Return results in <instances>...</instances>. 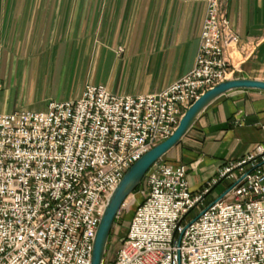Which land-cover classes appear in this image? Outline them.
Listing matches in <instances>:
<instances>
[{"label": "built area", "instance_id": "1", "mask_svg": "<svg viewBox=\"0 0 264 264\" xmlns=\"http://www.w3.org/2000/svg\"><path fill=\"white\" fill-rule=\"evenodd\" d=\"M241 53L226 10L208 0L195 67L161 91L118 95L89 84L47 111L0 115V264H91L106 203L127 170L230 79ZM226 177L232 186L201 209ZM145 181L148 193L106 264H264V145L198 194L183 163L161 159Z\"/></svg>", "mask_w": 264, "mask_h": 264}, {"label": "crops", "instance_id": "2", "mask_svg": "<svg viewBox=\"0 0 264 264\" xmlns=\"http://www.w3.org/2000/svg\"><path fill=\"white\" fill-rule=\"evenodd\" d=\"M218 1L241 38L231 77L264 80V0ZM207 6L208 0H0V115L79 99L89 84L118 95L161 91L195 67ZM258 145L264 91L235 90L212 102L162 160H184L198 194ZM233 183L221 178L203 207Z\"/></svg>", "mask_w": 264, "mask_h": 264}, {"label": "water", "instance_id": "3", "mask_svg": "<svg viewBox=\"0 0 264 264\" xmlns=\"http://www.w3.org/2000/svg\"><path fill=\"white\" fill-rule=\"evenodd\" d=\"M235 90L264 91V80L242 77L230 78L207 90L186 110L174 133L144 153L127 170L106 203L93 243L91 264H106L114 223L127 199L142 184L150 169L181 142L197 118L212 102Z\"/></svg>", "mask_w": 264, "mask_h": 264}, {"label": "rangeland", "instance_id": "4", "mask_svg": "<svg viewBox=\"0 0 264 264\" xmlns=\"http://www.w3.org/2000/svg\"><path fill=\"white\" fill-rule=\"evenodd\" d=\"M231 77V76H230ZM232 78V77H231ZM48 108V107H47ZM45 108L43 111H47L48 109ZM187 142V140H186ZM186 164L184 160H178V162ZM148 193V186L146 184L145 179L143 180L142 184L140 185L138 191L134 192L126 201L125 205L122 207L115 223L113 226L112 235L108 245L107 251V258L112 260L117 252L118 248L120 247L122 241L126 238L127 233L129 231L130 221L134 215V212L137 206L143 202L145 199L146 194ZM205 208L203 205L201 209ZM200 209H193L191 213L188 215V219L192 220L198 216L200 213Z\"/></svg>", "mask_w": 264, "mask_h": 264}, {"label": "trees", "instance_id": "5", "mask_svg": "<svg viewBox=\"0 0 264 264\" xmlns=\"http://www.w3.org/2000/svg\"><path fill=\"white\" fill-rule=\"evenodd\" d=\"M139 187H140V186H139ZM139 187L136 189V191H138ZM136 191H135V192H136ZM111 235H112V234H111Z\"/></svg>", "mask_w": 264, "mask_h": 264}]
</instances>
